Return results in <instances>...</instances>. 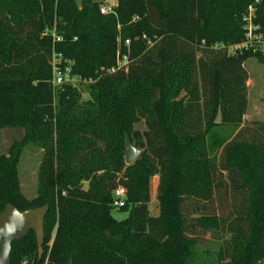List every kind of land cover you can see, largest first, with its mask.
I'll return each mask as SVG.
<instances>
[{
    "label": "trees",
    "instance_id": "obj_1",
    "mask_svg": "<svg viewBox=\"0 0 264 264\" xmlns=\"http://www.w3.org/2000/svg\"><path fill=\"white\" fill-rule=\"evenodd\" d=\"M108 1L0 0V127L25 132L0 155V214L48 207L41 258L31 230L11 264H264V123L243 126L244 64L264 50L223 48L245 42L250 6L264 35V0H115L102 15ZM118 52L128 65L109 73ZM56 67L79 85L56 89ZM28 144L48 146L32 199Z\"/></svg>",
    "mask_w": 264,
    "mask_h": 264
},
{
    "label": "rangeland",
    "instance_id": "obj_2",
    "mask_svg": "<svg viewBox=\"0 0 264 264\" xmlns=\"http://www.w3.org/2000/svg\"><path fill=\"white\" fill-rule=\"evenodd\" d=\"M245 69L248 73V108L246 112L248 119L244 120V126L252 125L250 122L253 121L264 123V64L255 58H251L245 63ZM135 129L143 131L145 129L144 123L140 122L136 124ZM24 134L25 132L22 129L0 127V155L7 157L9 148L12 147L16 142H20L24 137ZM46 147L48 146L45 144H28V146L22 150V154L17 165V170L19 173L22 193L28 199H32L36 196L39 171ZM253 181L254 179H250V182ZM150 186L149 211L151 215L158 216V176L152 177L150 179ZM112 215L117 220H123L127 217L128 213L115 209L112 212ZM206 239H209V237L207 236ZM207 241L208 240H203L201 248L203 249L204 247L205 249H210L213 251L214 246L212 244H207V246H204L205 242Z\"/></svg>",
    "mask_w": 264,
    "mask_h": 264
},
{
    "label": "water",
    "instance_id": "obj_3",
    "mask_svg": "<svg viewBox=\"0 0 264 264\" xmlns=\"http://www.w3.org/2000/svg\"><path fill=\"white\" fill-rule=\"evenodd\" d=\"M74 1L76 6L81 10L83 0ZM114 1H108L110 8L113 7ZM125 147V163L126 165H131L139 156L140 150L132 144L127 133H125ZM14 212L19 213V215H14ZM47 213L48 207L20 211L11 204L6 206L4 212L0 214V264H11L10 254L12 243L25 238L31 230L36 234L39 258H41L44 242V220ZM8 229H13V231L10 235H5ZM5 244L8 245L7 250H5Z\"/></svg>",
    "mask_w": 264,
    "mask_h": 264
},
{
    "label": "built area",
    "instance_id": "obj_4",
    "mask_svg": "<svg viewBox=\"0 0 264 264\" xmlns=\"http://www.w3.org/2000/svg\"><path fill=\"white\" fill-rule=\"evenodd\" d=\"M114 6V5H113ZM111 12V8L107 4L106 6H102L100 8V13L102 15H108ZM255 19V12L252 6L248 8L247 14L243 18L244 22V30L246 32L245 35V42L241 45H235L230 47H223L226 49V52L230 55H234L243 49H252L253 51L264 50V35L261 33H257L259 27L254 24ZM129 41H126L125 45L129 46ZM57 64V58H56ZM128 65V59L126 56H121L118 52L117 59H116V67L110 69L109 73H115L120 71L121 69H126ZM55 77L53 78V86L57 89L65 83L71 84L73 86L79 85L80 79L71 77V69L70 67H65L64 69L60 70L56 67L55 70ZM114 198V207L116 209L123 208L126 201V190L122 187H118L113 192ZM47 263V261H46ZM45 263V264H46Z\"/></svg>",
    "mask_w": 264,
    "mask_h": 264
},
{
    "label": "crops",
    "instance_id": "obj_5",
    "mask_svg": "<svg viewBox=\"0 0 264 264\" xmlns=\"http://www.w3.org/2000/svg\"><path fill=\"white\" fill-rule=\"evenodd\" d=\"M116 4V1H114V5ZM244 67H245V64H244ZM247 108H248V106H247ZM247 112V111H246ZM257 114V113H256ZM256 114H255V116H256ZM257 117H259V116H257ZM248 119V117L246 116V114L244 115V119H243V126H244V120H247ZM252 125L254 124V123H258L257 121H253V122H250ZM250 123H248V124H250ZM247 124V123H246ZM245 126H247V125H245ZM248 126H251V125H248ZM151 216H153V217H156V216H154V215H151Z\"/></svg>",
    "mask_w": 264,
    "mask_h": 264
},
{
    "label": "clouds",
    "instance_id": "obj_6",
    "mask_svg": "<svg viewBox=\"0 0 264 264\" xmlns=\"http://www.w3.org/2000/svg\"><path fill=\"white\" fill-rule=\"evenodd\" d=\"M14 215H19V213L14 212ZM12 231H13V229H8L7 233H5V235H10ZM7 247H8V245L5 244V250H7Z\"/></svg>",
    "mask_w": 264,
    "mask_h": 264
}]
</instances>
